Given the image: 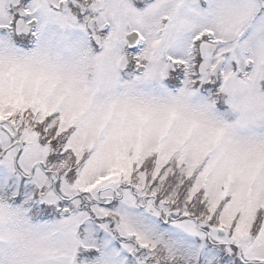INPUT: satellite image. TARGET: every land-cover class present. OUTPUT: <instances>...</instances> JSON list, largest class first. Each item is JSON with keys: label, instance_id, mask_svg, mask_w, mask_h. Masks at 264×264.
Returning <instances> with one entry per match:
<instances>
[{"label": "snow or ice", "instance_id": "6c2138e0", "mask_svg": "<svg viewBox=\"0 0 264 264\" xmlns=\"http://www.w3.org/2000/svg\"><path fill=\"white\" fill-rule=\"evenodd\" d=\"M0 264H264V0H0Z\"/></svg>", "mask_w": 264, "mask_h": 264}]
</instances>
